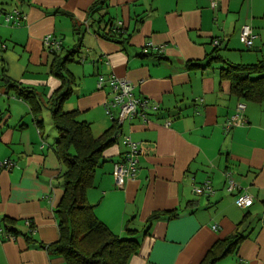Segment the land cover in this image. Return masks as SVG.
Instances as JSON below:
<instances>
[{"label": "crops", "instance_id": "0c3cea01", "mask_svg": "<svg viewBox=\"0 0 264 264\" xmlns=\"http://www.w3.org/2000/svg\"><path fill=\"white\" fill-rule=\"evenodd\" d=\"M96 1L0 0L5 11L24 14L20 23L0 14V42L6 45L0 161L13 163L0 167V219L15 228L13 238L0 236V264H67L49 248L60 237L56 210L66 167L56 153L58 130L49 109L62 81L51 70L53 53L43 42L48 34L62 39V55L79 49L83 61L81 68H69L76 82L63 109L78 110L95 135L111 124L98 74L130 80L136 96L159 105L147 120L135 117L122 127L144 149L136 177L123 187L114 184V163L128 150L119 137L88 191L97 217L116 234L138 231L140 247L128 264H206L212 247L237 232L245 238L214 264H264V100L245 101L248 124L226 132V121L244 100L232 93L220 63L188 68L208 59L213 39L220 41L213 54L230 62L264 60V0H218L215 9L211 0H104L100 13H91ZM118 22L130 36L124 43L102 36L107 23ZM244 24L254 29L255 51L242 49ZM148 42L164 45L162 55L146 53ZM22 87L35 99L24 97ZM227 172L252 195L251 206L237 205ZM207 182L214 193L194 191ZM154 213L158 218L150 220Z\"/></svg>", "mask_w": 264, "mask_h": 264}, {"label": "trees", "instance_id": "16d2710c", "mask_svg": "<svg viewBox=\"0 0 264 264\" xmlns=\"http://www.w3.org/2000/svg\"><path fill=\"white\" fill-rule=\"evenodd\" d=\"M103 2L104 0L96 1L90 12L100 13ZM2 13L6 15L9 12L0 7V14ZM21 19H24V14ZM105 29L102 36L107 39L117 38L123 43L129 40L127 29L121 25L107 23ZM5 48V42H0V66L3 64L2 52ZM63 48L61 40L60 49H50L53 53L51 70L62 81V86L52 96L49 109L58 130L56 153L66 169L62 175L64 193L56 210L60 237L49 248L52 252L63 255L67 264H128L130 257L137 253L140 247L138 231L127 228L128 236L116 234L97 217L94 206L88 199V191L94 186L96 171L107 161L106 150L113 146L119 137L124 136V123L120 124L117 118L111 119L108 116L111 119L110 126L101 134L95 135L92 124L79 119L78 110L64 111L63 103L71 94L72 85L76 82L69 70V64L82 62L83 59L77 56L79 49H70L62 55L60 52ZM219 48L220 45H214L213 53H218ZM213 53L205 62H189L188 68H208L214 63H220L221 76L230 80L232 93L240 100H264V60L255 63H233L222 55ZM4 71V67H1L0 75L3 76ZM101 89H107L108 94L110 92L108 83ZM19 91L24 97L35 99V92L30 88L22 87ZM38 123L41 126L42 120L38 119ZM238 195L239 192L236 191V198ZM158 216V213H154L150 220ZM10 229L12 234L15 233L12 225ZM244 238L241 232H237L219 240L210 250L206 264H214L229 251L236 249Z\"/></svg>", "mask_w": 264, "mask_h": 264}, {"label": "built area", "instance_id": "2783aa9c", "mask_svg": "<svg viewBox=\"0 0 264 264\" xmlns=\"http://www.w3.org/2000/svg\"><path fill=\"white\" fill-rule=\"evenodd\" d=\"M218 0H211L212 8H216ZM23 14L20 11H13L5 15L6 20L9 22L14 19L15 23H20ZM118 25H122V22H118ZM256 35L254 29L249 24H244L240 30V41L247 47H253L255 44ZM44 45L48 49H60L61 40H59L53 34H48L44 37ZM214 45H220L218 39L213 40ZM3 47H5L3 45ZM150 49H155L160 53L164 51V45H154L152 42L146 43L144 51L147 53ZM106 83L110 86V92L108 94V99L105 103L106 114L113 119L117 118L120 124H123L126 120H131L135 117H141L147 120L148 111L158 110L159 105L156 103H151L150 99L147 97H138L134 92L135 85L130 80L118 77L116 74L112 73L108 77L103 74L99 75L97 84L99 88L105 87ZM246 109V103L239 101L236 106L235 113L226 121L224 125L225 131H229L232 128L238 126H244L248 124V119L246 118L244 112ZM169 120L167 123L169 124ZM124 143L127 145L128 150L114 163L113 178L116 187H123L126 182L130 179H134L138 173L140 166V155L144 152L141 142L134 141L130 136L124 135ZM13 163L6 159L0 161L1 167H9ZM227 182L228 190H237L239 195L236 198V203L241 208H246L252 205L254 199L246 191H241L239 183L234 179L230 172H227ZM194 191L196 193H206L212 194L214 190L209 182L203 184L202 186H195ZM11 225L4 223L0 219V236L4 235L6 239L13 238L14 235L11 233ZM217 225H214V229Z\"/></svg>", "mask_w": 264, "mask_h": 264}, {"label": "rangeland", "instance_id": "374dc122", "mask_svg": "<svg viewBox=\"0 0 264 264\" xmlns=\"http://www.w3.org/2000/svg\"><path fill=\"white\" fill-rule=\"evenodd\" d=\"M59 40H62V39L59 38ZM239 40H240V37H239ZM240 42H241V41H240ZM241 44L243 45V47H242L243 50H247V51H252V50H253V47H251V48H250V47H247V46H245V44L242 43V42H241ZM253 51H255V49H254ZM221 52H222V54H224V56L227 55V52H225V49H222ZM65 54H66V53H65ZM77 64H78L77 61L72 62V63L69 64V68H72V69H76L77 67H80V68H81V65L78 66ZM70 66H71V67H70ZM80 70H81V69H80ZM217 71L219 72V70H217ZM96 112H97V111H96ZM97 114H99V112L94 113V116H96ZM103 114L105 115V118H106L109 122H111V121H110L111 119H109V118L107 117V115L105 114V112H104ZM79 119L82 120L80 116H79ZM93 126H94L95 133H96V134H99L98 132H100V131H99L100 129H96V128H98V121L94 122V123H93ZM125 131H126V127H125ZM124 135L129 136L126 132H125ZM123 139H124V136H121L119 142L121 143V141H122ZM228 261H230V260L228 259L227 262H226V264L228 263Z\"/></svg>", "mask_w": 264, "mask_h": 264}]
</instances>
